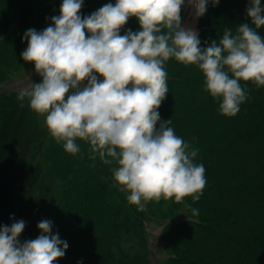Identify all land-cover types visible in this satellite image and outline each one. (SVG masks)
I'll use <instances>...</instances> for the list:
<instances>
[{"label": "trees", "instance_id": "16d2710c", "mask_svg": "<svg viewBox=\"0 0 264 264\" xmlns=\"http://www.w3.org/2000/svg\"><path fill=\"white\" fill-rule=\"evenodd\" d=\"M37 1L0 0V227L21 220L43 188V212L53 223L52 234L69 245L54 264H148L145 213L119 190L115 162L92 159L90 144L79 138V153L66 152L63 142L55 140L47 160L51 134L46 124L29 98L21 102L19 92L1 89L27 48L25 32L37 30ZM62 2L56 0L54 16L60 15ZM108 3L116 0H84L79 14L89 16ZM249 3L220 0L213 7L209 0L199 17L200 47L213 40L219 45L226 29L235 35L241 24L255 28L247 15ZM129 29L141 30L137 17L128 19L120 35ZM256 31L264 38V27ZM165 70L168 92L158 109L160 118L171 119L176 135L199 149L193 162L204 166L206 178L199 201H155L159 213L173 218L162 233L166 264H264V86L241 80L248 96L229 117L219 111L222 99L205 91V77L196 65L171 58ZM51 177L60 183L48 190ZM188 205L199 215L193 216ZM26 233L19 236L21 243L29 240Z\"/></svg>", "mask_w": 264, "mask_h": 264}, {"label": "clouds", "instance_id": "9594fccd", "mask_svg": "<svg viewBox=\"0 0 264 264\" xmlns=\"http://www.w3.org/2000/svg\"><path fill=\"white\" fill-rule=\"evenodd\" d=\"M83 2L63 0L60 15L51 17L54 26L25 32L21 56L34 62L42 82L22 89L17 99L29 98L66 152H80L79 138L90 144L92 159L115 162L114 180L138 211L161 199L199 201L206 185L204 166L193 162L199 149L176 135L171 119L162 121L158 111L168 92L165 63L175 58L196 65L205 91L222 99L221 114L235 116L248 96L240 81L264 86V38L256 31L264 27L261 0H250L247 7L255 28L241 24L235 35L226 29L219 45L213 40L203 48L198 32L182 26L185 0H116L82 18ZM188 2L196 17L206 13L209 0ZM219 2L211 0L213 7ZM132 16L141 30L120 35ZM37 226L41 234L23 243L18 238L25 221L0 227V264H54L65 255L69 245L52 234V221Z\"/></svg>", "mask_w": 264, "mask_h": 264}, {"label": "rangeland", "instance_id": "374dc122", "mask_svg": "<svg viewBox=\"0 0 264 264\" xmlns=\"http://www.w3.org/2000/svg\"><path fill=\"white\" fill-rule=\"evenodd\" d=\"M56 0H38L37 7L35 10V19L37 20V31H42L48 26H54L51 17L54 16V10L56 9ZM183 19L186 20L187 28L192 29L198 28L199 17L195 16V8L191 4V7L187 4L184 9ZM20 60V63H19ZM17 67L12 72V75L8 80H5L1 86V89L13 90L20 92L22 89L29 88L33 83L42 82V77L36 73L34 62H26L22 57L18 59ZM42 122L45 123V116L39 115ZM159 127V122L157 124ZM50 136L49 145L47 146V160L52 158V148L50 147L52 143L55 144V139ZM88 151V150H86ZM89 153V151H88ZM49 189H53L54 184L60 183V179H55L53 177L48 178ZM47 190V191H48ZM126 193V192H125ZM43 188L39 192V196L33 198L31 202L27 205L26 213L22 215L23 221H25V230L28 231L27 236L29 240L36 239L41 231L38 228V223L42 220H49L48 217L44 215L43 212ZM129 195L130 193H126ZM170 200H166L164 205H166ZM155 201L147 202L146 209L144 211L145 215L143 218L144 229L146 232L147 249H148V264H166L168 260V254L162 242V233L166 225V221L171 222L173 218L168 220V217L158 212V209L154 206ZM151 205V207H150Z\"/></svg>", "mask_w": 264, "mask_h": 264}, {"label": "crops", "instance_id": "0c3cea01", "mask_svg": "<svg viewBox=\"0 0 264 264\" xmlns=\"http://www.w3.org/2000/svg\"><path fill=\"white\" fill-rule=\"evenodd\" d=\"M187 4L189 5V7H191V4L188 2V0H187ZM187 23H188V22H186V20L183 19V21H182V26L185 27L186 29H189V28H187V26H186ZM192 29L198 32V28H194V27H193Z\"/></svg>", "mask_w": 264, "mask_h": 264}]
</instances>
